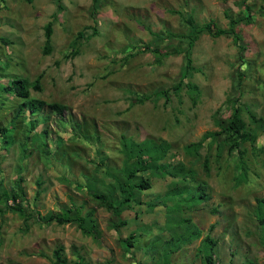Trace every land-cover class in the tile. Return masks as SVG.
<instances>
[{
    "label": "rangeland",
    "instance_id": "374dc122",
    "mask_svg": "<svg viewBox=\"0 0 264 264\" xmlns=\"http://www.w3.org/2000/svg\"><path fill=\"white\" fill-rule=\"evenodd\" d=\"M231 18H243L234 27L238 42L232 34L203 30L189 47L202 25L210 23L215 32L227 29ZM50 20L52 49L44 54ZM38 74L41 89L30 88L31 96L66 109L59 118L44 106L47 119L37 113L33 129L26 113L17 117L8 148L0 135V191L21 176L22 205L32 215L26 227L24 215L3 210L0 201V264H53L52 251L60 245L67 262L203 264L205 235L216 240L218 264H264L258 218V199L264 198V0H0V81H32ZM235 98L257 136L243 144L245 170L237 154L220 148L223 136L211 144L206 138L196 154H187L184 145L220 129L217 120L230 116ZM19 102L0 96V127L14 119ZM44 130L48 147L36 136ZM123 135L144 152L166 140L170 150L162 162L171 170L179 163L193 169L195 181L168 206L163 195L175 179L143 173L151 187L140 192L143 203L122 212L126 224L117 230L111 212L87 189L109 193L104 171L122 166ZM75 206L82 214L92 211L97 237L73 223L45 221L50 212L69 214ZM131 233L133 246H127Z\"/></svg>",
    "mask_w": 264,
    "mask_h": 264
},
{
    "label": "trees",
    "instance_id": "16d2710c",
    "mask_svg": "<svg viewBox=\"0 0 264 264\" xmlns=\"http://www.w3.org/2000/svg\"><path fill=\"white\" fill-rule=\"evenodd\" d=\"M58 1V0H57ZM95 1V0H94ZM59 7V6H58ZM243 18L229 19V26L227 29H218L215 32H212L211 24L205 23L202 27L197 30L190 39L189 47L192 42L195 40L198 32L206 30L211 32L213 35L217 36L220 34H232L234 40L238 42L240 39L238 34L235 33L234 27L235 24L241 21ZM53 33V23L48 21L44 25V45L43 53L48 54L51 51V36ZM81 32L79 35L81 36ZM4 40V39H2ZM185 69L190 68V55L189 48L185 51ZM40 79L41 74H38L34 80L29 81L25 77L13 76L9 77L6 81H0V96L3 94L14 95L20 99L18 104L17 115L10 122L8 126L0 127V135L2 137L3 145L8 148L13 142L14 132H15V119L22 117L24 119V113L28 116V123L30 128H34L35 117L37 113L42 117V120L45 121L47 117L41 113V110L44 106H47L51 112H54L59 118H62L66 106L56 101L46 102L41 99H37L31 96L30 88L35 90H40ZM192 87V85H188ZM179 88V84L176 85L175 89ZM167 94V90H163L162 94ZM148 96L138 97L137 101L142 102ZM238 99H232L233 110L229 117L224 120H217V124L220 126L218 131H208L202 135V138L198 141H192L183 146L184 151L187 154H196L198 150L202 147L203 142L206 138H210V144L223 136L220 148L227 146V152L229 155L237 154L238 160L241 162V168L245 170L242 156L244 153L243 144L246 142H254L257 138L256 134L247 126V122L242 117L241 105H236ZM235 103V104H234ZM250 116L252 118L253 114L251 112ZM26 116V117H27ZM21 119V118H20ZM24 125L28 127L27 122L24 121ZM46 132L44 130L42 134L36 135L37 138L42 139V145L48 147L46 140ZM30 137L25 135V138ZM132 140L126 136H122L121 142V152L124 155L122 166L120 168L113 167L108 168L104 171L105 174L110 178L108 183L110 189L109 193L98 192L97 190H88L90 195L97 201V203L106 208L111 212L116 221L113 222V227L119 230V227L126 224V220L120 218L122 212L128 208H131L132 202L138 204L143 203L140 199V192L151 187V182L148 176H144L143 173L147 172L149 175H155L159 178L170 177L175 179L168 188V190L163 195V201L167 204L168 201H172L171 206L177 205L183 199V193L185 189H188V182L195 181V171L193 169H186L185 166L181 163L175 165L173 170L169 169V163H163L162 159L168 154L170 150V144L166 140H160L157 144H154L150 152H144L143 148L139 144L133 142H128ZM156 143V141H155ZM24 145L22 151L25 152L27 145ZM204 167L208 171V156H205ZM138 172L141 173L140 177L137 178ZM245 175V171H243ZM146 175V173H145ZM246 176V175H245ZM151 177V176H150ZM89 183L87 180L86 185ZM198 187H200L198 185ZM204 198V191L200 194ZM11 200L12 203H8ZM27 200L25 190L22 185V177L20 176L17 180L14 181L13 187L7 191H0V201L3 202V210H10L13 212H20L24 215V224L27 227L28 219L32 217L31 213L26 211L22 203ZM152 204V203H151ZM148 205V204H147ZM155 205V204H154ZM168 205V204H167ZM169 206V205H168ZM74 210V212H73ZM73 210L68 209L69 214L62 213H53L50 212L46 217V222L55 221L58 224L64 223H73L86 235H91L97 237L99 232L96 227V221L92 217V211H87L82 214L80 206H75ZM74 213V214H73ZM258 218L264 224V198L258 199ZM95 221V222H94ZM96 227V228H95ZM95 228V229H94ZM97 232V233H96ZM200 233L196 236L198 237ZM133 233L125 239L127 246H133ZM188 241H191L190 239ZM126 245V244H125ZM216 245V240L211 238L209 235H205L202 240L201 248L204 249V255L202 259L203 264H218L215 258L214 246ZM200 248V249H201ZM63 245H60L53 249L52 251V263L53 264H85L81 260L75 262H67L66 258L63 256ZM102 264H110L108 262ZM158 264V263H157ZM164 264H169V261Z\"/></svg>",
    "mask_w": 264,
    "mask_h": 264
}]
</instances>
